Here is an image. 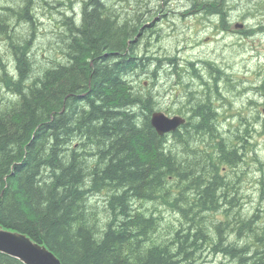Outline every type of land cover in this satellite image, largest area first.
Listing matches in <instances>:
<instances>
[{"label": "trees", "instance_id": "16d2710c", "mask_svg": "<svg viewBox=\"0 0 264 264\" xmlns=\"http://www.w3.org/2000/svg\"><path fill=\"white\" fill-rule=\"evenodd\" d=\"M39 1L0 6V37L12 55L4 62L0 56V88L12 93L0 91V227L45 244L62 264H201L206 252L233 264H264V162L249 143L248 124L252 119L264 135L258 107L225 128L213 101L227 96L226 88L216 79H194L191 87L180 80L183 101L165 111L188 114L186 122L160 135L149 119L158 100L133 83L134 71L152 66L155 76L161 60L169 61L152 64L145 55L146 33L160 28L140 23L143 9L132 23L127 0L117 10L115 0H86L78 20L56 12L62 59L35 69L32 33L18 27L36 21ZM217 6L224 7L208 0L225 29L227 16ZM198 61L216 64L210 56ZM237 68L234 61L233 78L243 89L264 96L255 79L241 82ZM244 179L257 186L253 212ZM101 192L104 208L91 203ZM163 208L180 216L177 228L164 225ZM0 264L23 263L0 251Z\"/></svg>", "mask_w": 264, "mask_h": 264}, {"label": "rangeland", "instance_id": "374dc122", "mask_svg": "<svg viewBox=\"0 0 264 264\" xmlns=\"http://www.w3.org/2000/svg\"><path fill=\"white\" fill-rule=\"evenodd\" d=\"M15 1L17 0H0V6H13V3ZM125 1L126 0H115L113 9L117 10V4L120 2V4L125 5ZM127 1L128 4L133 5V11L130 12L131 14H126L131 23L133 22L134 14L137 15L140 8H142L143 11L146 12V10L152 5V2L150 0H148L149 3L146 0ZM135 1L139 3L136 4ZM162 1L153 0V7L157 9L156 6L160 2L164 3ZM191 1L192 0H181L182 4H180L179 7L176 8L177 0H174L172 1L173 6L165 5L160 12H156L153 10V14L148 15L147 13L146 16L145 14L143 15V17L138 16V19H143L142 21H145L147 18L151 17L147 20V22H145L146 25H150V21L152 19L162 16L161 18H159L158 22L152 24L151 26H147L153 29L160 28L158 35H155L149 30L151 32L150 35L146 31L148 34L146 33V40L144 42H148V58H151L152 55L158 57L165 55V57L168 56V60H170L172 58V55L173 58L180 57V59H186V57L190 58L191 56H195L193 59H195V61H198L199 58L210 56L212 60L216 61V64L212 63V66L209 67L208 65L205 66V68L203 64L197 65L196 62H191L192 64L195 63L197 66L192 67L194 71L191 73L190 78H188L189 75H186L185 77L181 72H173L174 63L169 62L165 59L162 62L159 70L156 71L157 73H155V76L151 75L152 71L154 70L152 69V66L147 72L139 71V74H135L137 71H134V82L135 85L138 86L139 92H152L154 94L153 98H156L159 103V105L155 109L160 108L161 110L165 111V108H174L178 105V102L183 101L178 94L182 90L185 91L183 85L181 83H178L180 80H184V84L187 83L189 84L188 86L191 87L194 79L204 78V81L207 82L216 79L220 83V86L226 88V92H229L227 96L219 100L220 103H222L223 114H227V119H223L226 125L225 128H227V125H231L234 127L240 124L238 121L241 118V114L250 115L252 107H258L260 114L257 115H260L259 117L264 120V96H262L257 88L250 89L248 88V85H245L244 87L246 88L243 89L242 85L233 78L232 70V65L235 61V64H239V66L241 65L239 69L237 68L236 71L238 75H242V83H244L246 79L249 81H253L255 79V81L260 80L264 82V75L262 74V72L258 71V69L263 67L264 65V31H260L261 29L258 28L261 25L259 22H262L264 20V0H219V2H221L222 4L227 5L225 8H223L226 9L225 15H230L235 19V22L228 20L226 24V27H228L230 24H233L231 31L235 33L234 35L227 34L226 32H220V29H222L223 31H225V29L219 26L220 22L216 21L213 18L215 16L212 17L209 11H202L198 9V4L192 6ZM61 2L64 4L68 3L66 0H40L39 3L34 2L33 7H35V10H33V12L36 16V21L33 22L29 27L24 24H20L18 27V31L23 32V34L30 32V35L32 33L31 41L33 42H31V44H34L32 57L34 60L35 69H37L42 64L51 65V62L53 61L51 59L52 57L56 59L59 58V53H57V40H61V37L58 32H55L58 27L56 20H54L53 17H57V11L60 12L66 7L71 8V6L69 5H66V7H64L65 5H59ZM159 6L161 5L159 4ZM7 7L10 8V6ZM107 8L110 11V7ZM2 9L4 10V8ZM2 9L0 10L1 13H3ZM181 10H184L183 12H188L190 14L195 11V14L180 15L179 12ZM164 12H168V14L165 16L162 15V13ZM118 13L121 14L123 13V11H120ZM77 14L80 17L81 9L79 4ZM14 21L16 22V20ZM172 22H174L175 24H172ZM202 22H204V25H206V27H202ZM236 22H243L244 25L241 28L236 27V24H238ZM218 31L219 33H217ZM246 34H250V36H246ZM234 43H242V46H240V50L238 48L234 49V47L232 46ZM231 47L234 50H232ZM34 51H38L41 54L40 60L36 58ZM0 56L3 58V62L4 60L12 59V55L8 50V40H6L5 37H0ZM197 63H201V61H198ZM213 66L217 67L214 68ZM245 68H247L248 70L245 71ZM217 69H219L220 71L218 72ZM181 70L183 71L184 68H181ZM165 72H167L168 74H164ZM197 74H199L200 77L197 76ZM178 75H180V79H178ZM0 91L5 97H10V95H12L11 91H8L7 89H5L4 91L0 88ZM256 100L260 101V104L256 105V103L253 102ZM232 105L233 107H231ZM181 111L183 112L184 110L181 109ZM171 114L172 113H170V115ZM232 114L233 117L231 116ZM242 122L243 124H245L247 121ZM248 124H250V128L254 129L251 133L252 136L249 143L258 146L257 155L262 157L264 162V135L261 136V134L259 133L261 131L258 129V126H253L254 122L252 119L248 120ZM246 168L254 169L255 166L251 167L250 165H247ZM262 174H264V165L263 171L260 172L259 175ZM243 181L246 180L244 179ZM243 186L244 188H246V190L244 191L245 194H248L246 192L247 190L252 193L257 189L255 180L251 179L247 180L245 184H243ZM251 195L253 198V202L251 204L247 201V203L249 205L251 204L250 209L253 212L256 208H258V200H256L257 198L255 197V193H252ZM105 198L106 194L104 192H101L97 196L93 195L91 203H93V206L95 205L96 207L104 208L105 205L103 202ZM161 206L163 205H160V207ZM263 206L264 203L262 204V208ZM161 212L163 215L164 225L173 226V228H177V225L179 226L178 221L180 219V216L177 213L164 208L161 209ZM161 232H163V230ZM209 253L210 252L205 253L203 261L200 260L201 264H233L219 254L215 256L209 255Z\"/></svg>", "mask_w": 264, "mask_h": 264}, {"label": "water", "instance_id": "95a60500", "mask_svg": "<svg viewBox=\"0 0 264 264\" xmlns=\"http://www.w3.org/2000/svg\"><path fill=\"white\" fill-rule=\"evenodd\" d=\"M179 116H167L163 112H154L152 125L160 131L175 129L181 122ZM0 251L18 258L24 264H61L52 252L33 243L25 234L0 229Z\"/></svg>", "mask_w": 264, "mask_h": 264}, {"label": "bare ground", "instance_id": "6f19581e", "mask_svg": "<svg viewBox=\"0 0 264 264\" xmlns=\"http://www.w3.org/2000/svg\"><path fill=\"white\" fill-rule=\"evenodd\" d=\"M68 3L67 4H64V3H60L59 5H65L64 7H66V5H69V6H71V8H64L62 11H60V12H58V14H64L65 16H69V17H72V8H75L76 9V4L78 3V2H80V0H66ZM120 1V0H119ZM135 3L137 4V3H139V2H137V1H135ZM148 3H149V1H148ZM165 3L166 2H164V3H159L161 6H159V4L157 5V6H159L157 9H155L154 7H152L153 8V10L154 11H158V10H160L161 11V9L165 6ZM119 5H120V3H118ZM143 4V3H142ZM195 4H198V6H199V8H200V6H201V8H206L207 7V4H208V0H192L191 1V5L192 6H195ZM144 5V4H143ZM131 6H133V5H131ZM156 6V7H157ZM159 8H161V9H159ZM214 8H216V7H214ZM142 9V8H141ZM132 10H133V8H132ZM184 10H182V15H189L190 13H186V12H183ZM195 12V11H194ZM192 13V14H190V15H193V14H195V13ZM197 12V11H196ZM77 13V12H76ZM180 14V13H179ZM78 15V14H77ZM181 15V14H180ZM179 15V16H180ZM230 16V15H229ZM74 17H75V15H74ZM119 17L121 18V16L119 15ZM148 17H150V16H148ZM231 17V19H232V21L233 22H235V19L232 17V16H230ZM54 18V20H56V23H57V27H58V25L60 24L59 23V18H57V17H53ZM74 19H76V18H74ZM53 20V19H52ZM236 23H238V24H236V27H242L243 25H244V23L243 22H236ZM240 23V24H239ZM146 25V24H145ZM246 25V24H245ZM202 27H206V25H204V22H202ZM260 29V28H259ZM260 31H263V30H260ZM220 32H226L227 34H231V35H234L235 33L234 32H232L231 30H227V31H223L222 29H220ZM217 33H219V31L217 32ZM148 34V33H147ZM222 34V33H221ZM246 36H250V34H246ZM219 43H221V42H219ZM234 44H237V43H234ZM239 44H242V43H239ZM145 51H146V53H145V55H147L148 54V50H147V47H146V49H145ZM169 54V53H168ZM157 57L158 56H153L152 55V57L151 58H149L150 59V61H151V63L153 64L154 63V61L155 60H157ZM160 57H165V55L164 56H160ZM168 57V56H167ZM172 58L169 60V62H172V63H174V68H177V69H179L180 70V72L182 73V74H184V72L185 71H187V70H189V69H191L192 71H190L191 73L194 71V69L192 68L193 66H197L199 63H197L198 61H195V59H193L195 56H191L190 58H188V57H186V59H188V60H186V59H180V57H178V58H173V55L171 56ZM148 59V60H149ZM162 62L164 61V60H161ZM190 61L191 62H196V64L194 65V64H191L190 63ZM241 66V65H240ZM239 66V67H240ZM181 68H184V70L182 71L181 70ZM263 71H264V65H263ZM258 71H260L259 69H258ZM162 72V71H161ZM157 73V72H156ZM189 73V72H188ZM164 74H168L167 72H165ZM160 75H162V74H160ZM259 75V74H258ZM261 75V74H260ZM264 75V74H263ZM159 78V77H158ZM134 80H135V78L133 79V83L135 84V82H134ZM255 84L256 85H259L260 87H262V88H264V82H262V81H260V80H258V81H255ZM171 85V84H170ZM162 90V89H161ZM181 92V94H183L184 93V91L182 90V91H180ZM179 92V93H180ZM178 93V94H179ZM225 95V94H224ZM154 96V95H153ZM177 96V95H176ZM229 96V95H228ZM220 97H222V95L220 96ZM220 99L219 98H217V99H215L214 98V101H213V104L215 105V107L218 109V113H217V116H218V121L221 119H225L226 118V115L225 114H223V111H222V103H220V101H219ZM256 102L258 103V104H260V101H258V100H256ZM184 105V104H183ZM257 105V104H256ZM185 107V106H184ZM156 111H158V112H163L164 114H166L167 116H170V117H172V116H179L180 118H182L183 119V121L179 124V125H181L182 123H184V122H186V117L188 116V114H184V115H182V114H177V113H172V112H170V113H172L171 115L170 114H167V112H165L164 110H161L160 108H158V109H155V110H153L152 112H151V116H150V123H151V117H152V114L154 113V112H156ZM232 117H233V114L231 115ZM227 119V118H226ZM241 119V118H240ZM233 120V119H232ZM239 122V121H238ZM223 123H225V122H223ZM151 125H152V123H151ZM178 125V126H179ZM223 125V124H222ZM225 125V124H224ZM153 126V125H152ZM177 126V127H178ZM226 126V125H225ZM154 127V126H153ZM176 127V128H177ZM175 128V129H176ZM154 129L160 134V135H162V134H164V133H170L171 131H174L175 129H169V130H165V131H160V130H158L157 128H155L154 127ZM227 133V132H226ZM231 133V132H230ZM224 135V134H223ZM233 135V134H232ZM0 229H3V230H5V231H9V232H14V231H18V230H8V229H5V228H1L0 227ZM18 232H20V233H23V234H25L26 235V237H28L33 243H35V244H37L38 246H41V247H43V248H45L47 251H49V252H52L53 254H54V252L52 251V250H50L45 244H43V243H39V242H37V241H35V240H33L31 237H29L26 233H24V232H21V231H18ZM161 232V231H160ZM55 255V254H54ZM56 256V255H55ZM59 259V258H58ZM61 262V261H60Z\"/></svg>", "mask_w": 264, "mask_h": 264}, {"label": "flooded vegetation", "instance_id": "af4514ba", "mask_svg": "<svg viewBox=\"0 0 264 264\" xmlns=\"http://www.w3.org/2000/svg\"><path fill=\"white\" fill-rule=\"evenodd\" d=\"M84 1H86V0H80V2H78L77 4H76V9L75 8H72V18H77V20L78 19H80L81 18V16L79 17L78 15H77V9H78V4L80 5V9L82 10V7L84 8V6H83V4H84ZM146 1H148V0H146ZM151 2H152V5L146 10V12H144V14H145V16H146V14L148 13V11H149V14H153V0H150ZM162 1V0H161ZM172 1H174V0H164V1H162V2H166V6H173L172 5ZM180 4H182L181 3V0H177V2H176V8H178L179 7V5ZM156 5V4H155ZM224 5V7H216V8H218V9H215L214 8V11L215 12H219V13H225L226 14V9H223V8H225L227 5H225V4H223ZM229 6V5H228ZM159 6H157V8H158ZM159 9H161V8H159ZM198 9H200V10H202V11H204V10H206V11H209L210 12V14L211 15H216V13H212L210 10H212L211 8L210 9H208V7H206V8H198ZM156 12H160V10H158V11H156ZM181 15H182V10L179 12ZM148 14V15H149ZM168 14V12H164V13H162V15H167ZM74 15H75V17H74ZM143 17V16H142ZM162 17V16H161ZM161 17H156L155 19H152L151 21H150V25H146V26H151L152 24H154V23H156V22H158V20H159V18H161ZM151 18V17H150ZM150 18H147L146 19V21L145 22H147V20L148 19H150ZM143 20V19H142ZM232 21V19H231V17L228 15L227 16V21ZM139 21H141L140 19H139ZM145 22H144V24H145ZM172 24H175L174 22H172ZM175 26V25H174ZM196 26V25H195ZM201 26V25H200ZM232 26H233V24H230L228 27H225V31H227V30H231L232 29ZM199 30H200V28H199ZM214 35V34H213ZM215 36V35H214Z\"/></svg>", "mask_w": 264, "mask_h": 264}]
</instances>
